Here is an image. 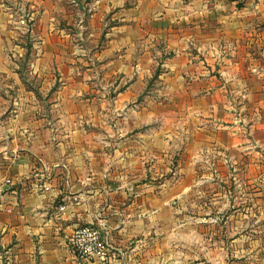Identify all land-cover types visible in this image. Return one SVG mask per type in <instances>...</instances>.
<instances>
[{"label": "crops", "instance_id": "0c3cea01", "mask_svg": "<svg viewBox=\"0 0 264 264\" xmlns=\"http://www.w3.org/2000/svg\"><path fill=\"white\" fill-rule=\"evenodd\" d=\"M263 29L264 0H0V264H155L203 129L181 111L217 67L244 88ZM89 223L109 261L75 255Z\"/></svg>", "mask_w": 264, "mask_h": 264}, {"label": "rangeland", "instance_id": "374dc122", "mask_svg": "<svg viewBox=\"0 0 264 264\" xmlns=\"http://www.w3.org/2000/svg\"><path fill=\"white\" fill-rule=\"evenodd\" d=\"M258 38L243 51L259 70L247 74L244 88L217 67L210 94L180 95L185 105L200 98L199 110L181 112L203 129L179 140L180 150L192 149L185 159L191 188L173 202L148 255L155 264H264V29ZM174 166L178 175V159Z\"/></svg>", "mask_w": 264, "mask_h": 264}, {"label": "built area", "instance_id": "2783aa9c", "mask_svg": "<svg viewBox=\"0 0 264 264\" xmlns=\"http://www.w3.org/2000/svg\"><path fill=\"white\" fill-rule=\"evenodd\" d=\"M176 172L173 165L172 176L176 177ZM69 243L81 260L109 261L113 249L110 230L105 223H89L75 228L69 237Z\"/></svg>", "mask_w": 264, "mask_h": 264}]
</instances>
